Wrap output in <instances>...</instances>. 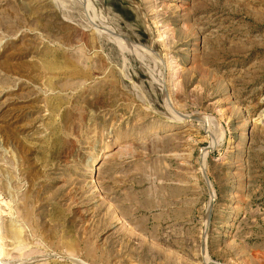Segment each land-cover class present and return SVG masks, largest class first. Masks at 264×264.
<instances>
[{
    "label": "rangeland",
    "instance_id": "374dc122",
    "mask_svg": "<svg viewBox=\"0 0 264 264\" xmlns=\"http://www.w3.org/2000/svg\"><path fill=\"white\" fill-rule=\"evenodd\" d=\"M210 263L264 264V0H0V264Z\"/></svg>",
    "mask_w": 264,
    "mask_h": 264
},
{
    "label": "bare ground",
    "instance_id": "6f19581e",
    "mask_svg": "<svg viewBox=\"0 0 264 264\" xmlns=\"http://www.w3.org/2000/svg\"><path fill=\"white\" fill-rule=\"evenodd\" d=\"M60 1H61V0H60ZM80 1H81V0H80ZM82 1H84V0H82ZM70 2H73V1H70ZM75 2H76V1H75ZM86 2H87V1H86ZM61 3H62V2H61ZM81 3H82V2H81ZM82 4H83V3H82ZM82 4H80V5H82ZM73 5H74V2H73ZM83 5H84V4H83ZM87 5H88V4H87ZM92 6H93V5H92ZM86 7H87V6H86ZM87 8H88V7H87ZM83 9H84V8H83ZM89 9H90V8H89ZM91 10H92V9H91ZM85 11H86V10H85ZM92 12H93V11H92ZM94 18H95V17H94ZM97 21H98V20H97ZM98 23H99V22H98ZM101 33H102V32H101ZM102 34H103V33H102ZM106 34H107V33H106ZM113 35H114V34H113ZM106 36H107V35H106ZM114 36H115V35H114ZM108 37H109V36H108ZM109 38H111V35H110ZM111 39H112V38H111ZM124 41H125V40H124ZM53 64H54V63H53ZM65 64H67V62H66ZM73 68H74V67H73ZM185 118H186V116H185ZM181 119H182V118H181ZM183 121H184V120H180L181 123H183ZM180 122H179V123H180ZM99 159H100V156H97L95 162L93 163V165L90 166L92 163L89 165V166L91 167V169L89 170V174L93 171V169L95 168V165H96V163L98 162ZM18 233H19V232H18ZM207 263H208V262H207ZM210 264H213V263H210ZM214 264H215V263H214Z\"/></svg>",
    "mask_w": 264,
    "mask_h": 264
},
{
    "label": "water",
    "instance_id": "95a60500",
    "mask_svg": "<svg viewBox=\"0 0 264 264\" xmlns=\"http://www.w3.org/2000/svg\"><path fill=\"white\" fill-rule=\"evenodd\" d=\"M210 218H211V210H210L209 215H208V220H210Z\"/></svg>",
    "mask_w": 264,
    "mask_h": 264
}]
</instances>
